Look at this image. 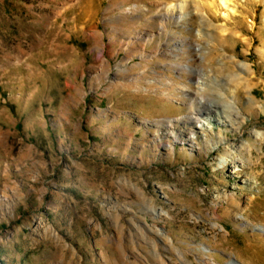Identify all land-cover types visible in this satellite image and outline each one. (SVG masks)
<instances>
[{
  "label": "rangeland",
  "instance_id": "obj_1",
  "mask_svg": "<svg viewBox=\"0 0 264 264\" xmlns=\"http://www.w3.org/2000/svg\"><path fill=\"white\" fill-rule=\"evenodd\" d=\"M142 234L264 264V0H0V264H151Z\"/></svg>",
  "mask_w": 264,
  "mask_h": 264
},
{
  "label": "bare ground",
  "instance_id": "obj_2",
  "mask_svg": "<svg viewBox=\"0 0 264 264\" xmlns=\"http://www.w3.org/2000/svg\"><path fill=\"white\" fill-rule=\"evenodd\" d=\"M190 119H192V118H195L193 115H187ZM187 116H185V118H187ZM146 122H147V120H146ZM144 123H145V121H144ZM156 123H158V124H162V120L161 119H159ZM165 195V194H164ZM153 212H154V214H155V216H157V217H159V216H161L162 214H167V212H165L164 210H159V209H153ZM117 227L120 229L121 228V225H120V223L118 222L117 224ZM142 230V229H141ZM155 233H156V235L160 238V239H162V241H164L165 242V246H173L172 245V242H171V239H169L167 236H165V234H164V232L163 231H161V230H156V231H154ZM142 238L145 240V241H149V239H148V237L145 235V234H142ZM154 239V238H153ZM152 239V240H153ZM151 240V242L149 243V244H151L152 246H153V249H152V251H151V257H152V259L150 260V263L151 264H167V262L163 259V257L161 256V254L157 251V249L155 248V245H156V242H155V240H153L152 241ZM118 248H119V251L121 252V253H123V249H122V247L118 244ZM168 248V247H167ZM170 248V247H169ZM206 249V248H205ZM176 253H177V258H179L182 262H184L185 264H187V258H186V256L184 255V253L182 252V251H180V250H178V249H176ZM122 256V255H121ZM124 256V255H123ZM122 256V257H123ZM127 258V257H126ZM146 262V261H145ZM148 263V262H147ZM146 263V264H147ZM231 263L232 264H235V262H233V261H231Z\"/></svg>",
  "mask_w": 264,
  "mask_h": 264
}]
</instances>
